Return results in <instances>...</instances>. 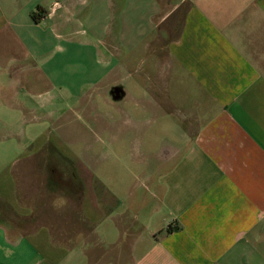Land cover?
<instances>
[{
  "label": "crops",
  "instance_id": "crops-1",
  "mask_svg": "<svg viewBox=\"0 0 264 264\" xmlns=\"http://www.w3.org/2000/svg\"><path fill=\"white\" fill-rule=\"evenodd\" d=\"M0 264H264V0H0Z\"/></svg>",
  "mask_w": 264,
  "mask_h": 264
},
{
  "label": "rangeland",
  "instance_id": "rangeland-1",
  "mask_svg": "<svg viewBox=\"0 0 264 264\" xmlns=\"http://www.w3.org/2000/svg\"><path fill=\"white\" fill-rule=\"evenodd\" d=\"M39 11V10H38ZM172 23V22H171ZM174 25V24H173ZM173 25H172V28H173ZM172 35H173V33H172ZM52 97L53 98H55V99H57L58 97L57 96H55V94L57 93V90H52ZM79 122L80 123H82V122H84V125H85V131H84V134H85V137H92L91 135H92V123H90V119H88L87 117H85L84 118V120L81 118V116L79 117ZM49 129H47V131H48ZM50 131V130H49ZM47 135H49L48 134V132H47ZM96 151H99V153L101 152L102 153V155H104L105 156V158H103L104 159V161H103V164H102V166H101V169L102 170H106V169H109V170H111V169H117V171H125V170H130V169H132V166H134V163L132 162V160H116V161H109L108 160V156H109V153H108V146L107 145H101L100 147H99V149H96ZM46 162H45V160H44V157H42V156H38V159H37V169H38V175L39 176H41L40 175V172L42 173V168H43V166H46V164H45ZM110 163H112V166H110L109 164ZM55 165V166H54ZM52 164V161H48V163H47V167L48 166H50V167H53L54 166V168H56V170H60L58 167H56L57 165L56 164ZM59 176H60V174L58 173L57 175H56V180H58L59 179ZM107 178H109V177H107ZM40 179H41V177H38V179H37V186H38V189H42V184H41V182H40Z\"/></svg>",
  "mask_w": 264,
  "mask_h": 264
},
{
  "label": "built area",
  "instance_id": "built-area-1",
  "mask_svg": "<svg viewBox=\"0 0 264 264\" xmlns=\"http://www.w3.org/2000/svg\"><path fill=\"white\" fill-rule=\"evenodd\" d=\"M59 6H60V2H59V1H56V2L53 4L52 8H53V9H56V8H58Z\"/></svg>",
  "mask_w": 264,
  "mask_h": 264
},
{
  "label": "trees",
  "instance_id": "trees-1",
  "mask_svg": "<svg viewBox=\"0 0 264 264\" xmlns=\"http://www.w3.org/2000/svg\"><path fill=\"white\" fill-rule=\"evenodd\" d=\"M33 17H34V19L36 20V21H39L40 19H39V16L36 14V13H33Z\"/></svg>",
  "mask_w": 264,
  "mask_h": 264
}]
</instances>
